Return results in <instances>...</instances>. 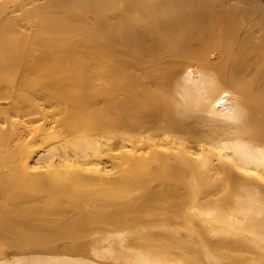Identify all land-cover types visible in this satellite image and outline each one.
<instances>
[{"label": "bare ground", "instance_id": "obj_1", "mask_svg": "<svg viewBox=\"0 0 264 264\" xmlns=\"http://www.w3.org/2000/svg\"><path fill=\"white\" fill-rule=\"evenodd\" d=\"M132 263L264 264V0H0V264Z\"/></svg>", "mask_w": 264, "mask_h": 264}, {"label": "rangeland", "instance_id": "obj_2", "mask_svg": "<svg viewBox=\"0 0 264 264\" xmlns=\"http://www.w3.org/2000/svg\"><path fill=\"white\" fill-rule=\"evenodd\" d=\"M42 100V99H41ZM152 218V217H151ZM149 220H150V217H149ZM157 229V228H156ZM155 228H153V229H151L152 230V232L154 231V232H156L157 233V231L158 232H161L162 230H160V229H157L156 230ZM135 232H132V231H130V230H127V229H122V230H120L119 232H116L115 234H114V236H113V238H114V240L117 242L118 240H120V238H127V237H129V236H131V235H133ZM113 244V243H112ZM141 246V245H140ZM141 249V248H140ZM143 249V248H142ZM100 250H102V253H104L106 256H107V254H108V252H107V247H104V248H100ZM132 254L133 253H135L136 251H138L137 249H134V248H132V250H129ZM149 252H151V253H153V254H156V256L157 257H161V255H164L163 253H162V249L159 247V246H156V245H153V246H151V247H149V250H148ZM128 252V251H127ZM95 253H93L92 251L90 252V255L89 256H91L92 258H96V259H100V260H110V258L109 257H102L101 255L100 256H98V255H94ZM146 254H148V252L146 251ZM131 256V255H130ZM90 258V257H89ZM153 258H155V256H153ZM133 264V263H132Z\"/></svg>", "mask_w": 264, "mask_h": 264}]
</instances>
